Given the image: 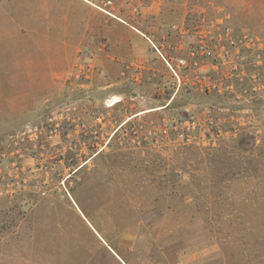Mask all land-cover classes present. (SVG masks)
I'll return each instance as SVG.
<instances>
[{
	"label": "rangeland",
	"instance_id": "rangeland-1",
	"mask_svg": "<svg viewBox=\"0 0 264 264\" xmlns=\"http://www.w3.org/2000/svg\"><path fill=\"white\" fill-rule=\"evenodd\" d=\"M0 264H264V0H0Z\"/></svg>",
	"mask_w": 264,
	"mask_h": 264
},
{
	"label": "built area",
	"instance_id": "built-area-1",
	"mask_svg": "<svg viewBox=\"0 0 264 264\" xmlns=\"http://www.w3.org/2000/svg\"><path fill=\"white\" fill-rule=\"evenodd\" d=\"M200 48L203 49L204 46L201 45ZM193 54H195V52H194ZM166 62H167V64L173 69L172 64H171L168 60H166ZM176 62H177V65H179V66H188V64H187L188 62H187V59H186L185 57H178V58L176 59ZM13 136H14V135H13ZM14 143H15V145H16V141H15Z\"/></svg>",
	"mask_w": 264,
	"mask_h": 264
},
{
	"label": "bare ground",
	"instance_id": "bare-ground-1",
	"mask_svg": "<svg viewBox=\"0 0 264 264\" xmlns=\"http://www.w3.org/2000/svg\"><path fill=\"white\" fill-rule=\"evenodd\" d=\"M120 99L118 98V96L113 97L110 101H113L112 104H115L116 102H118Z\"/></svg>",
	"mask_w": 264,
	"mask_h": 264
},
{
	"label": "crops",
	"instance_id": "crops-1",
	"mask_svg": "<svg viewBox=\"0 0 264 264\" xmlns=\"http://www.w3.org/2000/svg\"><path fill=\"white\" fill-rule=\"evenodd\" d=\"M121 21L125 22V21L122 20V19H121ZM136 29H137V28H136ZM137 32H138L140 35H142L143 37H148V36H144V33H143L141 30H139V29H137Z\"/></svg>",
	"mask_w": 264,
	"mask_h": 264
}]
</instances>
